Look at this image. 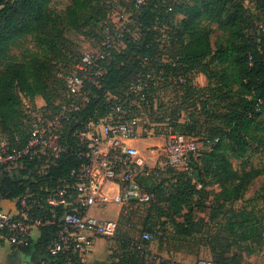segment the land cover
Listing matches in <instances>:
<instances>
[{
  "label": "trees",
  "instance_id": "1",
  "mask_svg": "<svg viewBox=\"0 0 264 264\" xmlns=\"http://www.w3.org/2000/svg\"><path fill=\"white\" fill-rule=\"evenodd\" d=\"M51 1L0 0V134L11 148L22 149L31 135L26 101L36 108L35 99L40 96L46 105L42 110L47 112L56 109L66 95L57 66L60 58L67 59L59 38L64 29L81 32L105 22L101 35L93 36L100 42L105 30L116 31L108 26L105 0H71L63 16L52 11ZM251 1L252 8L246 0H147L139 10L135 8L130 20L138 37L124 32L119 41L124 48L115 47L102 62L104 75L96 85L87 84L84 97L88 102L67 123L61 138L63 145L74 146L75 131L90 120L103 118L119 100L130 99L125 105L131 115L153 109L159 78L198 70L204 73L208 85L197 88L188 80L184 95L188 100L198 99L206 120H196L194 125L199 124L206 133L199 132L201 137H197L192 133L196 126L190 132H175L199 138L209 150L191 158L187 169L167 167L160 172V183L154 182L153 172L141 181L155 194L151 205L159 216L176 228L182 227L188 236L203 231L207 219L205 201L210 197L225 203L243 200L245 186L231 173L229 159L241 161L246 168L251 165V156L264 153V0ZM27 37L38 51L23 60H11L10 50ZM162 37L172 51L171 62L166 64L160 58ZM160 72L164 74L159 76ZM143 82L150 89L135 97L130 92L131 85ZM133 99L136 103L131 106ZM247 154H251L250 158H246ZM78 164L70 153H63L52 158L44 174L37 172L34 161L6 170L0 176V204L19 200L29 192L46 193ZM244 215H236V227L249 223ZM260 230L261 226L250 223L243 240L260 238ZM55 233V227H46L37 240L20 250L41 254L44 264H65L69 257L71 264H84L78 255L53 258L49 254ZM139 247L121 244L124 253L113 264H147L144 257L138 256L143 252ZM233 260L222 259L221 263L234 264Z\"/></svg>",
  "mask_w": 264,
  "mask_h": 264
},
{
  "label": "built area",
  "instance_id": "2",
  "mask_svg": "<svg viewBox=\"0 0 264 264\" xmlns=\"http://www.w3.org/2000/svg\"><path fill=\"white\" fill-rule=\"evenodd\" d=\"M146 1L135 0L136 10ZM123 34L121 29L115 32L105 30L100 47L83 54L74 74H59L66 95L56 104V109L44 112L42 107L39 115H35L31 105L25 103L32 130L22 149L11 148L0 134V176L24 161L36 162L35 169L44 174L50 168L52 158L56 159L63 153H70L79 162L77 168L59 179L57 186L48 188L46 193L29 192L19 200L0 204V238L11 247L20 250L34 241L35 232L55 227L49 254L53 258L78 255L84 263L97 241L115 237L122 208L155 201V194L141 183L152 171L151 162L162 169H187L190 159L196 157L199 151L197 138L170 132L162 134V145L144 155V150L134 145L143 139V127L141 118L131 115L126 108L125 104L130 99L115 102L103 118L90 120L75 131L74 146L61 143L67 123L88 102L84 97L87 84L96 85L104 75L102 62L110 56ZM148 85L147 82L132 84L130 92L138 97L150 89ZM143 99L145 94L141 95ZM135 103L133 99L130 105ZM154 152L159 154L153 155ZM108 185L111 187L107 188ZM107 207L120 208L117 219H104L92 214L93 210L101 211ZM142 239L148 241L150 235L145 233ZM70 260L69 257L65 264H71ZM40 264H44L43 261Z\"/></svg>",
  "mask_w": 264,
  "mask_h": 264
},
{
  "label": "rangeland",
  "instance_id": "3",
  "mask_svg": "<svg viewBox=\"0 0 264 264\" xmlns=\"http://www.w3.org/2000/svg\"><path fill=\"white\" fill-rule=\"evenodd\" d=\"M105 2L109 10L107 22L110 23L108 26L112 25L115 30L121 29L123 32L138 37L133 22L130 20L135 10V0H105ZM246 2L251 8L253 7L251 0H246ZM70 3L71 0H52L50 5L53 12L63 16ZM103 25L105 22L86 28L81 32L64 29L63 35L59 38L62 40L67 59L62 61L60 58L58 64L54 63L58 66V76L61 72L68 75L74 74L75 66L83 54L96 51L100 47L101 42L93 36L94 34L101 35L100 31ZM164 29L166 28L164 27ZM159 42L162 52L161 62L165 64L171 62L172 51L165 37L160 38ZM167 44L168 46L163 48ZM115 47L117 50H122L124 45L117 42ZM36 51H38L36 44L30 37H27L22 39L18 46L12 48L9 55L11 60H23L30 53ZM162 74L164 73L160 72L159 76ZM188 80L197 88L208 85L206 75L199 70L192 71L187 75L168 74L167 77L157 80L159 89L153 109L139 112L140 124L143 127V139L134 142V145L144 150V155H149L150 149L163 144V133L190 132V128L193 126H196V129L192 133L196 135L199 132L201 135L206 133L204 128L198 126L199 124L194 125L196 120L206 119L198 105V99L188 100L185 98L184 86ZM26 102L30 104L28 101ZM35 104L36 108L30 104L33 109L32 113L39 115L38 111L46 106L45 102L38 96L35 99ZM197 137L201 136L197 135ZM197 139L199 151L196 157L204 150H209L208 147L203 146L199 138ZM158 154L157 152L153 153V155ZM250 156L251 154H247L246 158H250ZM228 162L231 173L240 178L245 186L243 200L225 203L216 202L212 197L207 199L205 201L207 211L205 226L201 233L194 236L186 235L182 227L179 229L173 224L167 223L166 218L159 216L151 204L122 208L119 216V229L115 237L105 240L108 252L107 264L117 262V258L124 253L121 244H139V250L143 252H139L138 256L144 257L147 264H160L162 261L167 264H204L207 262L222 264V259L223 261L234 259V264H264V153L251 156V165L246 168H243L241 161L229 159ZM150 165L153 166L151 172L155 175L154 182L160 183L163 179V174L160 172L167 169H162L159 165L155 166L154 162H151ZM109 187L111 186L108 185L107 188ZM117 210L119 211L120 208L117 207ZM239 213H244V216L249 219V223H245L243 227H236L238 224L236 215ZM92 214L99 218L112 220L117 217L116 210L109 207L101 211L93 210ZM250 223L261 226V237L254 238V241L243 240V232L246 231ZM232 225H234L233 228ZM145 233L150 235L148 241L142 239ZM0 244L7 243L0 238ZM109 256H112L113 259L112 257L109 259Z\"/></svg>",
  "mask_w": 264,
  "mask_h": 264
},
{
  "label": "crops",
  "instance_id": "4",
  "mask_svg": "<svg viewBox=\"0 0 264 264\" xmlns=\"http://www.w3.org/2000/svg\"><path fill=\"white\" fill-rule=\"evenodd\" d=\"M116 210L117 207H109ZM96 216V215H95ZM98 217V216H96ZM118 218V215L116 219ZM40 233L35 232L34 240H37ZM5 242V241H4ZM108 258L107 244L105 240H99L94 244L91 252L87 255L84 264H107ZM110 259V256H109ZM41 254H26L19 249L11 247L9 244H0V264H40Z\"/></svg>",
  "mask_w": 264,
  "mask_h": 264
}]
</instances>
